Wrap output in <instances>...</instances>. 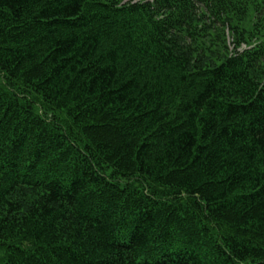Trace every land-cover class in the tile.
<instances>
[{
    "label": "trees",
    "instance_id": "16d2710c",
    "mask_svg": "<svg viewBox=\"0 0 264 264\" xmlns=\"http://www.w3.org/2000/svg\"><path fill=\"white\" fill-rule=\"evenodd\" d=\"M0 264H264V0H0Z\"/></svg>",
    "mask_w": 264,
    "mask_h": 264
},
{
    "label": "rangeland",
    "instance_id": "374dc122",
    "mask_svg": "<svg viewBox=\"0 0 264 264\" xmlns=\"http://www.w3.org/2000/svg\"><path fill=\"white\" fill-rule=\"evenodd\" d=\"M219 26H222L221 23L218 24V27ZM218 36L222 40L221 43L227 45L232 52L235 50L236 43H235L233 31L228 26H226L223 29L221 27L218 33ZM205 40L207 41V43H209V45L215 42L213 34L207 35ZM246 47H247V44L243 43L242 45L238 46V50H242Z\"/></svg>",
    "mask_w": 264,
    "mask_h": 264
}]
</instances>
